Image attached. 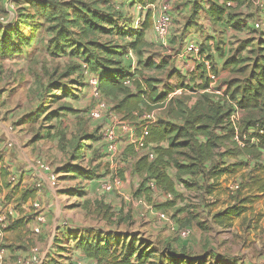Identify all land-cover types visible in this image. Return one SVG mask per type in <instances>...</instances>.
<instances>
[{
  "label": "rangeland",
  "instance_id": "obj_1",
  "mask_svg": "<svg viewBox=\"0 0 264 264\" xmlns=\"http://www.w3.org/2000/svg\"><path fill=\"white\" fill-rule=\"evenodd\" d=\"M31 1L0 0V28H20L30 41L27 47L25 44L18 43L19 51L13 55H0V121L3 117L11 118L12 123H15L14 128L21 129V135L31 137L36 133L41 137L40 141L33 144V154H37L35 158L37 165L44 163L53 167L65 163L69 157L72 159L74 154L72 139L79 132L89 131L92 134L101 135V129L105 126L121 127L122 125L130 126L132 134L138 135L143 140L141 132L145 125L153 126L162 123L182 129L172 132L168 141L175 145L172 150L173 164H170L172 166L168 168V174L175 184L172 195L174 206L168 207V201L162 206L161 203L164 202L162 194L166 190L157 186L152 189L158 192L157 197L162 195L163 198L161 197V201L149 199L151 189L147 186L149 176L146 173L134 175L135 160L127 156L123 157L122 152L119 151L121 141L110 163L105 158V162L100 160L97 151L89 150L91 158L97 157L99 161L96 160L97 162L94 163L88 157L83 160L84 170L97 179L109 177L108 179L112 180L114 177H119L121 184L114 186L110 191L117 199L107 201L109 198L112 199L107 193L86 192L82 184L87 185L88 182L83 178L63 182V185H73L74 188L70 191L71 195L68 198L67 195H63V199H66L63 203L69 204L67 209L63 210L65 219L61 221L62 232L52 233L50 237L55 252L61 249L64 254H70L71 249L76 248L80 237H92L93 230L105 231L103 235L109 230V233H118L126 243L130 239L134 240L136 245L142 243L143 247L151 243L155 252L147 264H155L154 259L166 247L190 259L203 258L205 264H264V194L250 191L253 188H242L239 193L238 189L230 188L232 184L240 185L242 181H245L249 168L254 165L250 161L249 168L239 169L233 174H223L218 178L217 185H214V180L207 178L206 175L208 170L217 163L219 165L234 162V158L225 156V151H236L234 145L239 146L238 141L241 137L244 135L249 137L253 128L248 130L242 128L247 121L254 122L264 117L263 103L248 109H242L239 104L243 88L254 87L256 84L254 73H258L264 67V32L262 29L253 27V3L242 0L243 3L233 11L236 16H252L250 27L239 25V28L244 29L234 31L226 29L225 34L226 27L219 30L215 28L212 20L208 19L206 8L211 0H154L150 6L146 3L140 10L127 5V0H46L49 3V9H54L55 14L63 18L64 26L74 33L68 42H64L63 52L56 55L50 50L55 37V32L51 29L56 22L48 21L38 13L30 4ZM162 2L170 3L172 16L169 34L163 39L156 35L152 26L158 5ZM77 3H85L104 13L112 14L115 20L120 22L121 32L112 29L104 33L89 32L87 36H82L77 27H70L64 20V12L71 13L70 7L76 6ZM147 11L150 13V26L146 30L144 42L138 48L140 54H137L129 48L127 43L130 37L124 35L122 31L127 27L139 28ZM207 20L214 28L207 23ZM21 21L36 26L29 32L20 23ZM234 21L240 20L237 18ZM227 27L230 28L229 25ZM186 29L199 30L200 33L201 52L195 65L202 63L201 65L205 66L201 59H208L209 66L205 68L213 69L216 73L214 82H209L205 89L195 88L196 91H192L186 87H180L185 84L184 80L190 84L194 78L192 75L194 72L188 69L184 72L181 68L184 65L181 64L182 60L188 61L190 58L185 55L179 56L186 45L183 42ZM210 33L215 35L213 43L206 40L210 39L208 37ZM88 41L124 48L125 55L115 56L114 59L119 61L122 67L134 73L137 78L151 79L156 90L155 98L162 96V99L157 102L152 101L150 105H144L140 117L131 121H122L113 110L114 104L122 98L121 93L105 94L102 89L100 98L94 99L86 91L85 93L74 92L72 85L77 83L75 79L80 77L85 85L87 75H83L86 63L82 57L73 52L72 47L77 43L83 46ZM66 43H68L67 46H65ZM91 52L94 53V57L103 55L99 50H91ZM230 57H233V62L225 66V61ZM147 59H150L152 63L149 67L143 65ZM90 71L91 69L88 70ZM67 73L71 74L66 76ZM77 73L82 75L78 76ZM199 74L198 71L197 75ZM180 88L182 92L174 94ZM71 92L76 93V96L71 95ZM99 103L104 107L102 117H92L89 111L95 109L93 107L96 104L99 106ZM71 107L82 109L86 115L89 113V116L85 120L76 121L77 118L72 114H59L60 111L68 112ZM216 109L221 112L237 111L236 137L234 132H229L232 125L231 123L228 125V116L225 118L224 128L213 124L211 117ZM66 123L69 128H73L75 134H65ZM201 125H206L208 129L205 134L195 130ZM99 127L100 130H98ZM208 131L211 132L212 137L217 136L220 139L221 136L222 141H218L220 147L215 149L203 164L194 165L195 152L191 146L185 144L182 146L181 143L187 140L193 144H206L210 137L206 134ZM56 135H59L57 146L54 140L50 139V136ZM147 150L137 147V153L140 155ZM0 156L3 157L1 146ZM240 158L246 160L247 156L242 155ZM260 159L264 161L263 158L260 157ZM175 163L187 166L188 169H180ZM124 172L128 173L127 184L121 176ZM261 174L255 172L252 175ZM133 176L137 178L136 182ZM144 178L147 180H144L142 190L136 193ZM18 179V173L10 175L8 185H16ZM209 185L215 188L212 194L208 193ZM13 189L11 187L6 190L7 194L3 200L11 203L15 208L21 207L19 196L13 193ZM81 189L86 193L78 197L76 193ZM123 189L127 190L126 196L119 194L123 192ZM239 194L241 198L250 199L246 204V212L235 218L230 227L215 224L212 221L213 213L232 205L233 198ZM105 201H107L106 204ZM113 203H116L117 212L113 209ZM199 203L202 210L199 209ZM48 207L47 204L42 206V209L47 210ZM35 210L37 208L32 205L20 221L36 217L38 210L34 214ZM152 210H155L158 213L157 216L164 222L161 229L157 228L155 233L152 229L149 230V212ZM51 213L53 212H49ZM4 217L8 225L15 219L8 213ZM70 227L73 229H69ZM184 232L186 234L182 235Z\"/></svg>",
  "mask_w": 264,
  "mask_h": 264
},
{
  "label": "trees",
  "instance_id": "obj_2",
  "mask_svg": "<svg viewBox=\"0 0 264 264\" xmlns=\"http://www.w3.org/2000/svg\"><path fill=\"white\" fill-rule=\"evenodd\" d=\"M140 1L142 3H145V1ZM153 1L154 0H148L147 2L152 3ZM229 1H231L234 5L226 6V3ZM242 3V0H223L222 4H218L215 0H211V3L206 8V11L208 13L209 19H211L213 22H224L233 29L240 30L241 28H239V25L242 27H247V23H243V20L241 19L240 21H237L239 23L232 20L236 16L235 14H233L234 9L240 6ZM30 4L48 21L56 22V24L52 26L51 29L55 32V37L53 38V44L51 45L50 50L56 55H58L59 52H63V44L64 42H68L70 36L74 34L73 31H70L64 26L63 18H61V16H59L58 14H55L54 9H49L48 1L32 0ZM129 5L131 6L132 4L129 3ZM70 9L72 10L71 13L70 11L64 12V20L70 27H77L81 35L84 37L87 36L89 32L104 33L109 32V30L112 29L119 30L121 32L120 28L122 27L120 25V22L115 20L112 14L104 13L98 8H93L92 6L85 3H77L76 6H71ZM149 14L150 13L147 11L145 19L142 21L139 28L127 27L122 31L124 35L130 37V41L127 44L129 48L135 51L137 54H140L138 48L144 42L145 32L150 26ZM20 23L23 24L24 28H27L29 32L33 31L34 27L36 26L35 24H28L24 21H21ZM20 23L18 25H20ZM18 43L25 44L26 47L30 44L29 38L24 35L23 31H21L20 28H0V55H13L15 52H18ZM67 44L68 43H66L65 46H67ZM119 47L105 46L96 41H88L87 44H84L83 46L80 43H77L76 45H74V47H72V49L74 53L79 55V57H82V60H84V62L86 63V69H91L89 73L97 76L99 80L100 93L103 89V92L105 94H110L112 92H119L122 94V98H120L114 104L113 110L120 116L121 120L131 121L141 116V114L143 113L144 105H150L152 101L157 102L159 99H162V96H158L155 98L156 90L153 87V81L151 79L137 78L134 73L122 67L119 61H116L114 59L115 56L125 55L124 48H122L121 46ZM91 50H99L103 53V55H95L94 57V53H92ZM90 56H92L93 58H91ZM204 57H206V55H204ZM232 62L233 57H230L225 61L224 64L225 66H228L227 64ZM201 64H196V69L197 66ZM143 65L147 67L151 66V60L147 59L143 62ZM262 69L263 70H260L258 73H254V75H256L255 86L243 88L242 99L239 101L242 109L259 106V103L260 105L261 103H263L264 106V67ZM70 74L71 73H67L66 76H69ZM81 75L82 74H78V76ZM207 80H209L208 77ZM126 81H129V84H125ZM75 82H77L76 84H79L81 86L83 85L80 77L75 79ZM209 82L210 80L208 82H205L203 85H200V87L205 89L206 86H208ZM185 84L180 87H186L192 90L193 87ZM72 87V89H76L73 85ZM132 87L134 90L132 89ZM62 91H64V88H62ZM71 95L76 96L75 93H71ZM230 112L231 111L221 112L219 111V109L213 111V116L211 117L213 124L224 128L225 125L223 124L226 121L225 118H227V116L229 118ZM229 123L230 121L228 122V125ZM257 125L264 128V117L254 122L247 121V123L243 125L242 128H245L246 130L253 128V131L250 132L251 134L249 135V137H247L246 145H244L243 147H239L235 144L234 147H236V151H225V156L228 155L231 158H234V162L229 164L221 163L219 165L217 163L208 170V172L206 173L207 178L214 180V185H217L218 178L223 174H233L239 169L245 167L249 168L248 165L251 161L252 165L254 166L250 168L246 180L242 181L237 191L239 193L242 188L247 187L249 189L253 188V190L250 191L264 194V163L261 162V159L259 160V158H263L264 155V135H260L257 133ZM98 130H100V127ZM98 130L96 132H98ZM181 130L182 129L179 127L177 128L173 125L170 126L162 123L153 126L145 125L143 132H141V136L144 140L143 148L148 150L146 151V153L141 155L133 151L139 156L137 158V161L135 162V169L139 173L148 174L149 180L152 179L155 183V186L166 190V192L162 194L164 196V198H162L163 200L165 199L163 203H166L168 201V207H172L175 205L174 203H172V195L174 194L175 184L168 174V168L172 166L170 164H173L174 160L172 150L175 145L172 142L168 143V141L172 132ZM195 130L205 134V131L208 129L206 125H201L200 127L195 128ZM229 132H234L232 126L229 128ZM206 134L210 136L206 144H193V142L187 140L181 143L182 146L184 144L186 146H191V149L195 152V158H193L194 165L203 164V162L210 157L209 155L212 154L215 149L220 147V142L218 143V141H222L221 136L220 139H218L217 136L212 137V134L209 131L206 132ZM136 136L139 137L138 135ZM251 137H257L258 141L256 143H249ZM88 139L100 143L99 147L95 151H97V153H99L100 151L99 156L101 157L102 152L105 149L102 134H90L88 136ZM124 140L130 148L131 146H133L127 141V138L125 136ZM166 142L168 144H165ZM149 152L153 154V158L151 159L148 156ZM242 155L247 156V159H241L240 157ZM175 164L179 165L180 169H188L187 166H181L179 163ZM61 170L67 173H77L84 179L91 180L93 178L92 174L87 170H84L78 164H73L71 162H69L66 167H63ZM255 172L262 174L257 176L252 175ZM0 176H7L6 168L3 166H0ZM145 178L141 181L138 189L136 190V193L142 190L144 182L147 180ZM2 186L7 187L9 185H0V190L2 189ZM214 189L215 188L213 185H209V190H206H208L209 194H212ZM76 194H78V196H82L84 192L78 190ZM34 195L35 191L33 189H24L19 197V200L25 202L29 198H32ZM167 195H170V198H167ZM233 201L234 203L232 205H228L224 209L218 210L213 213L212 221L215 224L222 227L232 226L233 220L240 217L246 212V204L250 201V199L248 197L241 198L239 194L237 197L233 198ZM163 205L164 204H162V206ZM198 206L199 209L202 210L201 203H199ZM17 222L18 221H15V224ZM10 225L8 226L9 228ZM108 231H106V233L103 235L105 231L100 232L99 230H93V233L91 235L92 237H80L78 239L76 247L84 255V257L93 259L98 264H147V261L150 258H153L155 250L152 249L151 243L146 247H143L142 243L136 245L135 241L132 239H130L126 243L125 240L121 239L118 233H109ZM153 262L155 264H205L203 258L190 259L186 256H181V254H178L177 251L169 247L162 249L160 251V255L156 259H154ZM68 264L74 263L73 261H71Z\"/></svg>",
  "mask_w": 264,
  "mask_h": 264
},
{
  "label": "crops",
  "instance_id": "obj_3",
  "mask_svg": "<svg viewBox=\"0 0 264 264\" xmlns=\"http://www.w3.org/2000/svg\"><path fill=\"white\" fill-rule=\"evenodd\" d=\"M215 1L218 4H222L223 0H215ZM129 3L132 4L134 8L140 10L137 6L138 3H141L140 0H127L126 4L129 5ZM253 11H254V20L252 16L250 17V15H247L246 17L245 15H239V16H235L232 21L239 18V20L240 19L243 20V23H247V25L250 27L251 20L256 22L258 19H260V16L256 12L255 8L253 9ZM207 21H208L207 23L212 28H214L210 24L209 20ZM212 23L215 25V28H219V30H223L224 27H226L225 30L226 29L227 30L230 29L232 31L239 30V29H233L232 27L228 28L227 27L228 25L224 22H213L212 21ZM243 29L244 28H241L240 30H243ZM227 30L224 32L225 34L227 33ZM262 30L264 32V20H263ZM145 37H146V32H145L144 40H145ZM208 37L210 39H206V40H208L209 43L211 42L213 43L212 40L215 39V35L210 33ZM183 42L186 45L188 43L201 44L199 30L186 29V32L184 33V37H183ZM183 48H182V51H183ZM181 53L179 56H181ZM214 58L216 59V57ZM189 60H192V59H189ZM189 60L188 61L182 60L183 63L181 64L182 65L184 64L181 67L182 71L184 70L185 72V70H187L186 68L187 66L185 64L188 63ZM179 61H180V58H179ZM190 64L191 63H189V65ZM198 71L200 72L199 75H197ZM208 71L215 73V70L213 69L207 70L205 66L199 65L197 66V69L195 67L193 71L194 73L192 75L194 76V78L191 80L190 84L189 82L187 83V81H184V82L190 87H193L192 90H195V88H201L200 85H203L205 82L209 81L207 80ZM83 82L85 83V80H83ZM73 86L76 87L75 90L73 89L74 92L79 91V92L85 93L86 91L90 95V86L87 83H85V85L83 84L82 86L79 84H73ZM97 104L93 108L99 109L100 111H102V109L104 108L103 104L99 103L100 104L99 106H97ZM91 111L89 112L91 113ZM60 112L61 113L59 114H68V113L72 114L73 117L77 118L76 121L81 120V119L85 120L89 116V113H87L86 115L82 109H77L73 107H71L68 112L66 111H60ZM13 125L15 126V123L14 122L12 123L11 118L9 119V118L3 117L2 121H0V139H1L0 146H1V153L3 155V157L0 156V166L5 167L7 171L6 177L0 176V185L10 184V181H8V177H10V175L18 173V176H19V179L16 185L11 184L9 185L10 187L2 186V189L0 190V215H5V214L7 215L8 213L13 218H15L12 221L10 228L8 227L7 229H5V231L0 236V246L3 247L5 251L4 259L2 262H0V264H68L71 261H73L74 264H76L78 261H80L81 264H98L95 260L84 257V255L78 250L77 247L71 249L70 254H64L61 249L60 251L55 252V248L52 243V238L50 237L52 233L57 232L59 234L60 232H62L63 227H61V221L63 222L65 219L63 210L67 209L66 207H68L67 205L69 204V203H63L66 200V199H63V195L65 196L67 195L66 197L68 198L69 195H71L70 191L73 190L74 188L73 185H63L62 183L67 182V181H74L76 179L81 180V178H83L77 173H71V172L67 173V172H63L61 169L63 167H66V165L69 162L73 164H78L82 169H84L85 167L83 164V160H86L88 157L91 158V154L89 150H91V152L96 150L99 147L100 143L96 141H91L88 139V136L92 134V132L87 131L85 133L79 132L75 134V131L73 130V128L72 127L69 128L68 123H66V133L65 134H72V133L75 134V138L72 139V143H71L72 153L74 154H73L72 159L69 157V160L66 161L65 163H62V164L60 163L58 165L59 167L56 165L53 167L52 166L50 167L51 171L57 177L56 186H52L48 181L47 172L43 171L40 168V166L37 165V162L35 160L37 154L36 155L33 154V150H34L33 144L40 141L41 137H39L36 133L32 135L31 137L27 135H23V134L21 135V129H16L14 128ZM58 138H59V135H56L53 137L50 136V139L54 140L56 146L58 145L57 143ZM66 138H68V136H66ZM122 139L123 140H121V143H119L120 144L119 151L122 152L124 158H126L127 156L129 158H133L136 162L139 156L135 154L133 151L137 152V148L135 147V145L131 146L130 148L128 144L125 142L124 137ZM67 140L68 139H66V141ZM133 147H134V150H133ZM99 155H100V151H99ZM105 155H106V152L105 150H103L102 158L99 156L100 160H103V162H105L104 161ZM98 159L99 158L97 157L91 158L92 162L94 161V163L99 161ZM263 159H264V155H263ZM261 162L264 163L263 160H261ZM138 173L139 172H137V170L135 169L134 175L138 176ZM121 176L123 179H125V184H127L126 182H127L128 173L124 172L123 174H121ZM135 176L133 177L135 179L134 181L136 182L137 178ZM59 178L62 182L59 180ZM108 178L109 177L97 179L93 177L89 181L88 179L83 178L84 180L88 182L87 185L82 184L84 187L83 189H85L86 192L89 191L88 193H107L108 196L112 198V199L109 198L107 201H110V200L115 201L117 198H115L112 192H105L101 189V183L110 181V179ZM11 187L14 188L12 190L13 193L18 194L19 197L24 189H33L35 191V195L32 198H29L25 202L21 201L22 203L21 207L15 208L11 205V203H7V201L3 200V198L7 194L6 190H9V188ZM126 191H127L126 189H123V192H119V194H121V196H126V193H127ZM83 192L84 194L86 193L85 191ZM156 194H158V192L154 191L151 188L149 190V199H152L153 201H156V200L161 201L162 196L161 197L159 196L160 197L159 198L157 197L158 195ZM82 196H78V197H82ZM107 201H105V204ZM33 202H39L42 204V206H45L47 204L49 206L48 207L49 209L43 211V213L45 214V221L39 225L40 226L39 233L33 232L34 227L38 225L36 217L30 220L24 219L23 221H20V219L23 218L25 214L29 212L30 207L33 205ZM113 209L116 212L118 211L116 207V203H113ZM33 212L34 214H36L37 210ZM49 212H53V213L49 214ZM157 214L158 213H156L155 210H152L149 212V230L152 229L154 233L155 231H157V228L161 229L162 224L164 223L162 219L157 216ZM15 221H18V222L15 224ZM69 229L72 230L73 228L70 227ZM32 248H35L37 250L38 259H39L38 263L28 261V259H26V256L29 250ZM19 258H21V261H19L20 260Z\"/></svg>",
  "mask_w": 264,
  "mask_h": 264
},
{
  "label": "built area",
  "instance_id": "obj_4",
  "mask_svg": "<svg viewBox=\"0 0 264 264\" xmlns=\"http://www.w3.org/2000/svg\"><path fill=\"white\" fill-rule=\"evenodd\" d=\"M145 1V3H138L137 6L139 9H143L144 7H142L144 4H149L148 6L151 5L150 2H147L148 0H142ZM250 2L253 3V6L256 10V12L259 14L260 19H258L256 22L253 23V27L255 29H262L263 26V20H264V0H249ZM230 5H234L231 1L226 3V6H230ZM172 24V16H171V6L170 3L168 2H162L158 5L156 14L153 18V22H152V26L153 29L156 33V35L163 39L164 37H166L169 34L170 31V27ZM201 49H200V45L196 44V43H188L186 46H184L183 51L181 53V55H185L188 56L190 59L188 63H186V66H190L189 71L193 72L195 69V64L194 62L196 60H198V56L200 55ZM201 61L205 64V66H209V62L206 59H201ZM189 63H191L189 65ZM85 75H87V80L86 83L90 86V90H91V94L93 97L95 98H99L100 97V90H99V80L97 78L96 75L91 74L88 72L87 69H85L84 72ZM215 74L212 72H208V79L210 80V82H214L215 80ZM125 84H129V81H126ZM182 90L177 89L176 93H181ZM91 116L95 117V118H101L102 117V111H100L99 109H93L91 111ZM237 111L233 110L230 112L229 114V121L231 123V125L233 126L234 129V133H235V137L237 135V127L235 125V122L237 120ZM112 117V115H110ZM123 121V120H122ZM120 128V129H119ZM257 133L260 135H264V128L259 127L257 125ZM126 133V135H125ZM133 132L130 131V126H122L121 127H115L114 125L112 126H105L101 129V134H102V139L104 141L105 144V158L107 159V161L110 163L112 160V157L114 156L116 150L118 149V143L119 141L122 140V136L125 135V137L127 138V141L129 143H131L132 145H135V147H144V142L140 137H137L136 135L132 134ZM247 140V136L244 135L243 137H241V140L238 141V145L243 147L244 145L247 144L246 142ZM258 141L257 137H251L250 138V142L249 143H256ZM136 147V148H137ZM149 158H153V154L149 152L148 154ZM40 168L47 172L48 174V181L52 186H56L57 184V177L56 175L51 171L50 166L44 163H39ZM14 179V178H12ZM121 184V180L119 177H114L112 180H110L109 182H104L101 183V189L105 192H110L112 191V189L114 188V186L120 185ZM148 186L150 188H154L155 187V183L154 181L151 179L148 181ZM230 188L232 190H237L239 189V185L237 183L232 184L230 186ZM167 198H170V195L166 196ZM33 206L37 208L38 210V214L36 215V220L38 225L36 227H34L33 232L34 233H39L40 232V224L43 223L45 221V214L43 213V209H42V205H40L39 202H33ZM8 224H6V220L4 215H0V236L2 235L3 231H5V229L8 228ZM173 228L171 227V230ZM186 232L182 233V235H185ZM5 256V251L4 249L0 246V262L3 261ZM26 259H28V261H32L35 263H38L39 259H38V254L37 251L32 248L29 250ZM21 261V259L19 260ZM76 264H81L80 261H78Z\"/></svg>",
  "mask_w": 264,
  "mask_h": 264
}]
</instances>
